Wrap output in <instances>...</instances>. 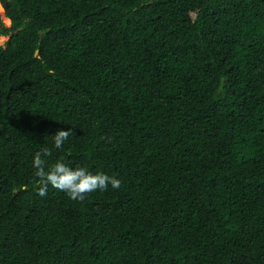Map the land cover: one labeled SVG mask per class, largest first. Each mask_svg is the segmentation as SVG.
<instances>
[{"label":"trees","instance_id":"trees-1","mask_svg":"<svg viewBox=\"0 0 264 264\" xmlns=\"http://www.w3.org/2000/svg\"><path fill=\"white\" fill-rule=\"evenodd\" d=\"M0 1V264H264V0Z\"/></svg>","mask_w":264,"mask_h":264},{"label":"clouds","instance_id":"clouds-1","mask_svg":"<svg viewBox=\"0 0 264 264\" xmlns=\"http://www.w3.org/2000/svg\"><path fill=\"white\" fill-rule=\"evenodd\" d=\"M73 134L72 129L58 130L52 136L54 147L61 149L64 142ZM51 155L50 150L45 147L37 152L33 159V167L36 170L34 175L40 179V188L37 194L44 197L48 186L53 189L66 193L74 201L83 202L88 194L97 190L106 191L111 185L113 189H119L122 181L115 176H109L103 172L93 173L86 167L68 166L63 162L55 163L46 171V157Z\"/></svg>","mask_w":264,"mask_h":264},{"label":"rangeland","instance_id":"rangeland-1","mask_svg":"<svg viewBox=\"0 0 264 264\" xmlns=\"http://www.w3.org/2000/svg\"><path fill=\"white\" fill-rule=\"evenodd\" d=\"M4 13H5L4 9H3L2 5L0 4V15L4 16ZM5 22L7 25H10V22L7 19L5 20Z\"/></svg>","mask_w":264,"mask_h":264},{"label":"built area","instance_id":"built-area-1","mask_svg":"<svg viewBox=\"0 0 264 264\" xmlns=\"http://www.w3.org/2000/svg\"><path fill=\"white\" fill-rule=\"evenodd\" d=\"M5 42H6V39H5V38H2V37H0V46H1V45H4V44H5Z\"/></svg>","mask_w":264,"mask_h":264},{"label":"water","instance_id":"water-1","mask_svg":"<svg viewBox=\"0 0 264 264\" xmlns=\"http://www.w3.org/2000/svg\"><path fill=\"white\" fill-rule=\"evenodd\" d=\"M0 4H1V1H0ZM39 51L36 52V55H38Z\"/></svg>","mask_w":264,"mask_h":264}]
</instances>
